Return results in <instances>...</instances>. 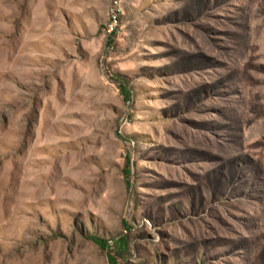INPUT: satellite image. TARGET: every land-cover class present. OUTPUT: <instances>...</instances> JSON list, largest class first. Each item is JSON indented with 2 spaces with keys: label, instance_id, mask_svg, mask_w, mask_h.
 Instances as JSON below:
<instances>
[{
  "label": "rangeland",
  "instance_id": "1",
  "mask_svg": "<svg viewBox=\"0 0 264 264\" xmlns=\"http://www.w3.org/2000/svg\"><path fill=\"white\" fill-rule=\"evenodd\" d=\"M0 264H264V0H0Z\"/></svg>",
  "mask_w": 264,
  "mask_h": 264
},
{
  "label": "built area",
  "instance_id": "2",
  "mask_svg": "<svg viewBox=\"0 0 264 264\" xmlns=\"http://www.w3.org/2000/svg\"><path fill=\"white\" fill-rule=\"evenodd\" d=\"M117 24H118V17L117 15H114L113 20H111L107 26L108 34H113L115 32Z\"/></svg>",
  "mask_w": 264,
  "mask_h": 264
},
{
  "label": "bare ground",
  "instance_id": "3",
  "mask_svg": "<svg viewBox=\"0 0 264 264\" xmlns=\"http://www.w3.org/2000/svg\"><path fill=\"white\" fill-rule=\"evenodd\" d=\"M47 163H50V162H48V161H45V160H42L41 161V164H43V165H45V164H47ZM56 164V163H55ZM54 166V165H53ZM56 172V171H55ZM53 175V174H52ZM58 201V200H57Z\"/></svg>",
  "mask_w": 264,
  "mask_h": 264
}]
</instances>
